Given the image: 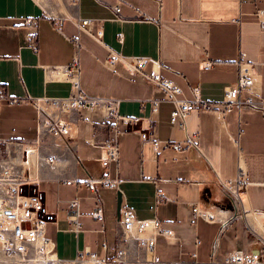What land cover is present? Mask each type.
Here are the masks:
<instances>
[{"label":"crops","instance_id":"crops-1","mask_svg":"<svg viewBox=\"0 0 264 264\" xmlns=\"http://www.w3.org/2000/svg\"><path fill=\"white\" fill-rule=\"evenodd\" d=\"M116 5L120 18L111 10ZM258 10H264V0H79L77 5L0 0V85L7 94L70 96L71 85L49 76L48 68L69 65L77 42L80 88L85 95L118 101L121 116L140 119L134 130L142 131L155 121L160 142H184L189 137L196 145L178 153L164 144L155 149L119 126L123 133L117 138L118 161L107 170L110 179L119 181V188L91 193L86 181L106 172L100 150L93 145L113 138L107 124L78 121L67 137L44 136L41 153L55 162L41 171L38 188L47 212L55 215L44 237L54 245L56 261L74 262L87 248L100 259L113 258L124 244L118 220L123 208L139 220L156 219L171 232L168 238L156 239V255L166 262H187L192 254L207 262L217 238L216 260L252 241L264 243V116L234 110L220 123L213 112L196 110L186 118L185 129H179L170 125L172 104L164 91L142 76H129L120 65H105L108 48L126 57L145 58L144 73L153 63L160 64L161 77L181 88L184 97L191 98L188 84L198 85L202 100L220 102L236 80V63L241 59L254 76V98H264V30L256 17ZM27 18L37 19L36 53L26 46L23 21ZM55 20L62 21L60 32L54 28ZM78 20L90 24L78 28ZM203 62L211 63V69L203 71ZM152 100L160 101L155 114ZM36 124L30 104L2 103L0 160L5 142L33 143ZM240 167L248 185L233 211L229 193L221 185L233 182ZM67 181L77 184L66 185ZM75 198L81 223L77 233L67 224V203ZM193 204L234 219L220 233L218 223L193 220ZM98 208L102 221L92 219ZM103 244L108 245L107 254Z\"/></svg>","mask_w":264,"mask_h":264},{"label":"built area","instance_id":"built-area-1","mask_svg":"<svg viewBox=\"0 0 264 264\" xmlns=\"http://www.w3.org/2000/svg\"><path fill=\"white\" fill-rule=\"evenodd\" d=\"M36 3L41 0H33ZM79 0H59L60 3L77 5ZM112 12L120 18V7L111 8ZM49 19L50 16H45ZM256 17L264 30V10H258ZM56 31L62 29V21L53 22ZM90 24L88 20H78V28ZM26 29V46L33 52H37V19L27 18L23 21ZM100 32L95 37L99 38ZM122 41V35H119ZM72 62L67 66L48 68L49 76H55L60 81L71 85V93L67 98H31L14 97L6 93L0 85V105L6 103L9 106L30 104L37 118L36 138L33 143L12 141L5 142L2 146L3 159L0 160V253L7 258L17 257L21 260H40L42 262L53 261L54 245L44 237L48 224L55 222V215L47 212L43 192L38 188L40 173L46 167L54 166L52 156L43 155L40 150V141L44 136L55 138L67 137L71 133L72 125L78 121L93 124L106 125L108 131L113 134L112 139H106L100 145H93L100 150V164L106 171L103 176L89 179L85 186L91 193L98 189L118 190L119 181L110 179L108 169L112 163L118 161L117 138L121 132L119 126L126 131L137 133L144 143L151 144L155 149L164 144L175 152H181L185 148H196L193 139L187 137L184 142H160L156 135L155 121H151L148 128L134 130L133 127L140 122L138 118L124 117L118 113V101L102 98H92L85 95L80 88L79 80V46L76 42ZM105 65L115 67L120 65L129 76H142L146 81L158 87L166 94V99L172 104L170 112V125L179 129H185L186 118L194 111L213 112L220 123L232 111L238 114L244 111L261 113L264 116V98H254V76L250 65L243 60L236 63L237 77L235 82L225 89L223 99L220 102L204 101L200 97L198 85H189L191 98L183 96L181 88L171 81L161 77L158 71L160 64L153 63L151 70L145 74L148 60L139 57H126L108 48ZM211 63L203 62L202 70L208 71ZM160 101L152 100V112L157 113ZM66 185H74L76 182L67 181ZM246 177L240 167L233 182H224L222 190L230 196L233 211L238 210L241 204V194L247 187ZM158 202H160L158 198ZM194 221L203 220L208 224L218 223L219 232H223L233 221V217L214 213L208 206L201 207L193 204L190 208ZM79 201L73 199L67 203L68 230L77 233L80 231ZM95 221L103 220L102 208L92 213ZM119 225L122 230L124 244L116 252L113 258H98L87 248L76 260L79 264H264V243L255 240L244 249H237L228 253L222 260H216L219 246V238L215 239L211 251V259L200 262L196 254L191 255L190 261L166 262L156 255V239L159 236L168 238L171 232L164 229L162 223L156 219L139 220L128 208L119 212ZM198 244V242H196ZM102 250L107 254L108 245L103 244ZM73 262V263H74Z\"/></svg>","mask_w":264,"mask_h":264},{"label":"rangeland","instance_id":"rangeland-1","mask_svg":"<svg viewBox=\"0 0 264 264\" xmlns=\"http://www.w3.org/2000/svg\"><path fill=\"white\" fill-rule=\"evenodd\" d=\"M0 264H79V263H63V262H59V261H56V260H53V261H48V262H42L40 260H30V259H27V260H21V259H18L17 257H14V258H7L5 257L4 255H2L0 253Z\"/></svg>","mask_w":264,"mask_h":264}]
</instances>
